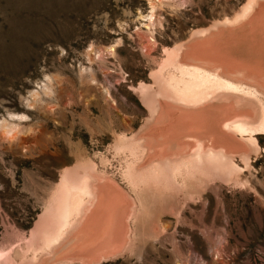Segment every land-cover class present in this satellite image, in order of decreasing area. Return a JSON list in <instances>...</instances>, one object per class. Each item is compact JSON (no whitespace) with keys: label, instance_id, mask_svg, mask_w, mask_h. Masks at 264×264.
I'll return each instance as SVG.
<instances>
[{"label":"rangeland","instance_id":"obj_1","mask_svg":"<svg viewBox=\"0 0 264 264\" xmlns=\"http://www.w3.org/2000/svg\"><path fill=\"white\" fill-rule=\"evenodd\" d=\"M246 2L0 0V264H264V134L246 143V162L234 154L231 176L175 196L134 189L121 147L148 126L140 86L154 83L166 50L188 48L194 31ZM80 168L128 197L126 244L73 256L70 235L35 263L43 214L64 175L80 184Z\"/></svg>","mask_w":264,"mask_h":264},{"label":"bare ground","instance_id":"obj_2","mask_svg":"<svg viewBox=\"0 0 264 264\" xmlns=\"http://www.w3.org/2000/svg\"><path fill=\"white\" fill-rule=\"evenodd\" d=\"M243 5L235 17L194 31L188 48L181 43L166 50L152 74L154 83L140 86L150 117L133 139H144L143 145L131 138L121 146L133 156L132 173L126 178L138 192L175 196L214 174L231 176L238 169L234 154L240 153L246 162L251 152L246 143L254 144V135L264 134V0H247ZM91 169H81L87 174L79 185L63 176L43 214L39 244L30 246L33 262L58 250L70 235L73 256L82 251L96 256L126 244L130 201L114 180ZM90 218L94 222L87 227ZM80 230L83 237L89 231L88 239L80 238ZM62 258L58 252L53 260Z\"/></svg>","mask_w":264,"mask_h":264}]
</instances>
